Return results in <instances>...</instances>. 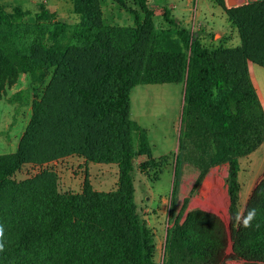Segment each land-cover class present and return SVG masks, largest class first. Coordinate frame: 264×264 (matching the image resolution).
<instances>
[{"label": "trees", "instance_id": "obj_1", "mask_svg": "<svg viewBox=\"0 0 264 264\" xmlns=\"http://www.w3.org/2000/svg\"><path fill=\"white\" fill-rule=\"evenodd\" d=\"M115 1L136 24L120 34L103 22L93 1L89 21L82 25L43 23L51 17L44 6L36 22H15L0 4V99L21 72L46 75L54 68L47 89L34 102L20 146L0 153V264H42L40 238L56 227L70 245L63 264H157L154 234L136 211L133 178L134 157L151 156L149 137L131 117L134 86L155 82L185 84L186 114L206 121L205 136L212 146L199 148L207 161L200 179L210 167L228 163L233 253L264 259L263 186L252 203L256 216L250 226L235 219L240 214V157L264 141L263 104L249 72V61L264 67V0L231 8L216 0L239 27L242 45L215 49L167 5L155 27L158 10L150 0H133L137 7L128 0ZM76 8L84 11L79 3ZM14 11L30 12L21 6ZM156 51L163 66L155 65ZM73 154L118 163L119 189L100 192L88 186L81 194H61L49 170L20 181L13 178L26 163ZM187 237L179 264H224L225 248L216 233L188 229Z\"/></svg>", "mask_w": 264, "mask_h": 264}, {"label": "rangeland", "instance_id": "obj_2", "mask_svg": "<svg viewBox=\"0 0 264 264\" xmlns=\"http://www.w3.org/2000/svg\"><path fill=\"white\" fill-rule=\"evenodd\" d=\"M90 1L99 8L103 22L117 30L116 34L136 26L133 15L115 0H0V4L15 22H36L44 6L51 17L41 22L82 25L89 21ZM128 1L137 7L133 0ZM255 1L236 4L235 0H222L226 8ZM77 3L84 11L78 12ZM150 4L158 10L153 20L155 27L160 25L162 6L167 5L179 19L188 21L185 25L202 36L205 45L214 49L242 45L239 27L229 21L226 9L216 0H150ZM15 6L30 12L16 13ZM154 59L155 65L163 66L157 51ZM249 70L264 109V67L249 61ZM53 72L54 68L48 69L46 75L39 70L23 71L2 90L0 153H12L20 146L33 116L34 102L47 89ZM184 89V83L155 82L137 84L131 93V117L146 129L151 149V156L139 153L134 157L133 178L136 211L154 234V259L157 264H179V258L187 252L184 239L188 229L191 233L210 229L225 248L224 264H264V259L236 257L233 253L226 182L228 163L210 167L200 179L207 161L200 157L199 148L208 145L211 150V140L205 136L206 121L192 112L190 116L186 114ZM135 139L137 148L138 138ZM44 170L54 174L61 194H81L88 186L100 192L117 191L120 187L118 163H96L78 154L44 163H26L13 178L24 180ZM239 183L243 223L256 192L264 187V141L250 154L240 157ZM62 235L63 231L56 227L50 236H41L42 264H63L70 245Z\"/></svg>", "mask_w": 264, "mask_h": 264}, {"label": "clouds", "instance_id": "obj_3", "mask_svg": "<svg viewBox=\"0 0 264 264\" xmlns=\"http://www.w3.org/2000/svg\"><path fill=\"white\" fill-rule=\"evenodd\" d=\"M255 216H256V209H254V208L253 209H250L247 212L246 217H244V219H243V225H244V227L250 226V222L254 219ZM235 219H236L237 222H240V220H241L240 214H237L235 216ZM2 236H3V228L0 227V237H2ZM2 247L3 246L0 245V248H2Z\"/></svg>", "mask_w": 264, "mask_h": 264}, {"label": "crops", "instance_id": "obj_4", "mask_svg": "<svg viewBox=\"0 0 264 264\" xmlns=\"http://www.w3.org/2000/svg\"><path fill=\"white\" fill-rule=\"evenodd\" d=\"M229 1H231V0H229ZM236 1V4H241V3H244L245 2V0H235ZM185 8H183V10H184ZM186 10V9H185ZM180 19L181 20H183L184 21V23H188V21L185 19V18H183V17H180Z\"/></svg>", "mask_w": 264, "mask_h": 264}]
</instances>
